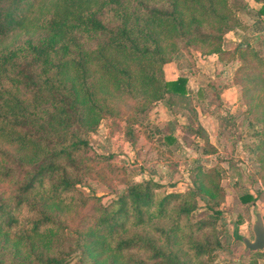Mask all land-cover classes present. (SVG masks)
I'll return each instance as SVG.
<instances>
[{
    "label": "trees",
    "instance_id": "obj_1",
    "mask_svg": "<svg viewBox=\"0 0 264 264\" xmlns=\"http://www.w3.org/2000/svg\"><path fill=\"white\" fill-rule=\"evenodd\" d=\"M232 1L0 0V183L12 185L0 191V264H69L73 255L78 264H205L204 257L221 247L194 238L220 210L210 221L191 222L195 190L156 200L158 184L151 181L94 206L68 251L58 220L77 191L74 155L89 144L80 131L94 130L130 100L133 111H144L187 97L186 78L167 80L165 65L181 44L223 60L224 34L239 22ZM256 1L264 16V0ZM20 32L27 34L10 40ZM100 36L94 47L83 48L82 40ZM233 58L242 64L231 85L253 84L258 95L246 105L251 126H259L255 160L263 189L257 193L264 194V52L239 45ZM248 68L255 72L244 74ZM79 198L83 204L73 207L87 205L89 198ZM245 253L249 264L264 259V252Z\"/></svg>",
    "mask_w": 264,
    "mask_h": 264
},
{
    "label": "rangeland",
    "instance_id": "obj_2",
    "mask_svg": "<svg viewBox=\"0 0 264 264\" xmlns=\"http://www.w3.org/2000/svg\"><path fill=\"white\" fill-rule=\"evenodd\" d=\"M232 5L239 22L224 34L223 60L216 55L204 56L199 45L181 44L165 65L167 80L186 78L187 97H175L170 104L151 103L144 111H133L129 99L116 115H107L94 130L80 131V137L89 144L74 155L71 168L77 191L72 204H83L79 195L89 201L83 207L69 205L60 216L58 228L68 238L62 242L64 251L74 245L76 231L88 227L94 206L111 203L129 186L151 181L158 184L153 186L156 200L169 193L195 190L191 194L196 200L189 215L191 222L210 221L214 210L221 211L212 226L194 235L195 239L208 238L212 244L216 240L221 245L202 263L249 264L237 235L244 225V232L253 237V213L264 214V194L257 193L259 164L255 160L259 126H250L253 121L246 105L258 95L253 84L232 86L231 80L242 64L233 58L239 45L245 48L251 44L264 52V18L257 14L260 3L256 0H233ZM25 34L12 35L10 40L19 41ZM102 38L82 40L83 48L94 47ZM253 72L248 68L244 74ZM244 90L251 94L244 96ZM198 124L206 131L208 143L203 141ZM217 185L222 191L215 189ZM11 189V183H0V191ZM246 194L256 195L257 204L244 202L242 196ZM245 204L255 206L247 208ZM69 264H78V257L73 255Z\"/></svg>",
    "mask_w": 264,
    "mask_h": 264
},
{
    "label": "water",
    "instance_id": "obj_3",
    "mask_svg": "<svg viewBox=\"0 0 264 264\" xmlns=\"http://www.w3.org/2000/svg\"><path fill=\"white\" fill-rule=\"evenodd\" d=\"M253 238L250 239L241 234L237 235L246 250L261 251L264 250V222L260 213L255 214V220L252 225Z\"/></svg>",
    "mask_w": 264,
    "mask_h": 264
},
{
    "label": "crops",
    "instance_id": "obj_4",
    "mask_svg": "<svg viewBox=\"0 0 264 264\" xmlns=\"http://www.w3.org/2000/svg\"><path fill=\"white\" fill-rule=\"evenodd\" d=\"M261 18H264V16H260ZM262 48H263V46H264V41L262 42ZM263 50H264V48H263ZM209 56V55H208ZM165 70V69H164ZM233 86V85H232ZM201 125V124H200ZM251 126V125H250ZM203 127V126H202ZM260 185V189H263V187L261 186V184H259ZM256 202V204H257V202L258 201H255ZM260 206L262 205V204H259ZM254 206H255V204H249V205H247L246 207L247 208H254ZM262 211H264V207H263V209H262ZM256 213H258V212H256ZM256 213H253V215H254V220H255V214ZM260 213H261V211H260ZM248 216V215H247ZM261 217H262V219H263V222H264V214L263 213H261ZM246 220L247 219H244V221L246 222ZM254 220L252 219L250 222H251V226L253 225V222H254ZM246 223H248V220H247V222ZM243 224H244V222H243ZM246 225V224H245ZM242 226V229L239 231L240 233H238V234H241V235H243V236H246V237H248V238H250V239H252L253 237H250L246 232H244V230H243V228L245 227L244 225H241ZM252 235H253V232H252ZM250 251V250H249ZM254 252V251H253ZM260 252H264V250H261ZM257 264H264V259L263 258H258L257 259Z\"/></svg>",
    "mask_w": 264,
    "mask_h": 264
}]
</instances>
